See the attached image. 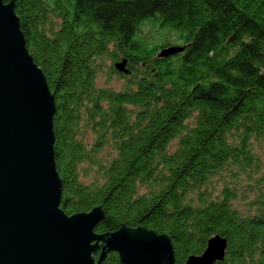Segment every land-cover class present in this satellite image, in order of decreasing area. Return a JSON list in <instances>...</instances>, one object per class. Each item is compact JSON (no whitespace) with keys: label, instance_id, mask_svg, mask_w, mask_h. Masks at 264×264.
I'll return each instance as SVG.
<instances>
[{"label":"trees","instance_id":"1","mask_svg":"<svg viewBox=\"0 0 264 264\" xmlns=\"http://www.w3.org/2000/svg\"><path fill=\"white\" fill-rule=\"evenodd\" d=\"M12 4L54 98L60 209L100 205L97 234L166 235L174 264L216 235L227 241L216 264H264V0ZM146 27L180 44L157 48ZM168 46L183 51L157 57ZM102 74L119 89L99 86Z\"/></svg>","mask_w":264,"mask_h":264},{"label":"water","instance_id":"2","mask_svg":"<svg viewBox=\"0 0 264 264\" xmlns=\"http://www.w3.org/2000/svg\"><path fill=\"white\" fill-rule=\"evenodd\" d=\"M12 2L0 0V264H101L111 252L121 264H174L166 235L122 224L113 233L97 234L104 216L100 205L71 216L60 209L54 98L25 47ZM182 51L168 46L157 57ZM125 65L122 60L114 67L127 74ZM226 246V239L211 237L184 264L221 262Z\"/></svg>","mask_w":264,"mask_h":264},{"label":"rangeland","instance_id":"3","mask_svg":"<svg viewBox=\"0 0 264 264\" xmlns=\"http://www.w3.org/2000/svg\"><path fill=\"white\" fill-rule=\"evenodd\" d=\"M144 33L147 35L149 34L150 36H152L154 34V29L152 27H146L144 29ZM166 37V34L163 32L162 33H157L156 35H153L152 38H151V42L153 45H156L157 48H159L160 46H162L163 44H173V45H176V44H180V41H177L175 39H172V38H168V39H165ZM97 84L99 86H110L114 89H119L120 85H121V81L120 80H116L115 77H113L109 82H107L106 80V77L104 76V74H102L98 79H97ZM91 140H92V137L90 135H87L86 136V141L88 143H91ZM174 143H172L173 145ZM107 150L103 153L104 155H106L107 153ZM90 178H87L85 180H88ZM262 189H264V185H262Z\"/></svg>","mask_w":264,"mask_h":264}]
</instances>
